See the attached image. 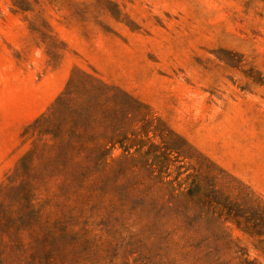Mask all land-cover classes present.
<instances>
[{
  "label": "rangeland",
  "instance_id": "rangeland-1",
  "mask_svg": "<svg viewBox=\"0 0 264 264\" xmlns=\"http://www.w3.org/2000/svg\"><path fill=\"white\" fill-rule=\"evenodd\" d=\"M28 1L19 11V0H0V264H264V0ZM80 72L183 138H170L181 148L162 172L148 167V142L140 154L116 144L92 168L85 148L42 139L30 172L17 173L32 148L24 132ZM137 121L116 134L131 138ZM109 124L99 136L120 140ZM178 165L256 227L243 232L195 204Z\"/></svg>",
  "mask_w": 264,
  "mask_h": 264
},
{
  "label": "trees",
  "instance_id": "trees-1",
  "mask_svg": "<svg viewBox=\"0 0 264 264\" xmlns=\"http://www.w3.org/2000/svg\"><path fill=\"white\" fill-rule=\"evenodd\" d=\"M29 5L28 0H19L13 6L19 11H27ZM79 72V70L77 71ZM79 80L74 83L73 77L70 78L65 91L59 96L56 103L51 107L48 113L42 114L33 124H31L24 136H27L26 141H32V148L22 156L20 166L17 168V173H29V164L34 152L39 147V142L42 139L59 141L63 144L68 152L73 153L77 148H85L87 155L83 157L86 165L92 168H99L106 165L107 160H112V151L116 144L122 149L125 154H130V150L134 149V153L140 154L143 147L148 142L149 148L152 151H143V155L147 161H151L148 167L154 171L158 168V172L170 163L172 153H178L181 147L170 145L168 142L172 136L179 135H163L166 132L152 125L154 121L157 124H163L162 120L149 113L148 107L129 93L102 82L84 72H80ZM131 116L138 118L137 123L140 124L138 130L128 131L116 134L117 129L114 126L131 121ZM110 122L107 128H111V135H123L120 140L114 141L113 137L101 138L98 134V126L101 123ZM114 127V129H113ZM152 133L153 138H158L160 143L151 142L149 133ZM105 140L104 154H97L95 147L102 144ZM45 145V143L43 144ZM167 163V164H166ZM155 167V168H154ZM182 166L175 167L176 178L186 173V169L182 171ZM218 170L223 173L221 169ZM187 183L188 189L186 195L198 206L205 209H220V216L226 220L233 222L234 226L244 232V228L256 227L252 219L246 215V212L241 211L239 204L233 203L228 197H223L216 188L214 183L208 185L202 182V179L197 173L187 174L185 180L179 187ZM7 217L0 213V230L4 232L7 227ZM250 224V225H249ZM251 234V233H248ZM260 236L257 231L253 233Z\"/></svg>",
  "mask_w": 264,
  "mask_h": 264
}]
</instances>
